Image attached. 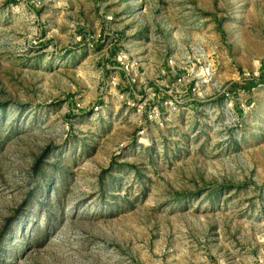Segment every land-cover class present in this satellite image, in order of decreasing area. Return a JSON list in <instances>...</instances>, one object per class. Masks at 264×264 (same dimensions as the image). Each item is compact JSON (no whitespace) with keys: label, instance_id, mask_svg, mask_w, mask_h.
Returning <instances> with one entry per match:
<instances>
[{"label":"rangeland","instance_id":"obj_1","mask_svg":"<svg viewBox=\"0 0 264 264\" xmlns=\"http://www.w3.org/2000/svg\"><path fill=\"white\" fill-rule=\"evenodd\" d=\"M263 245L264 0H0V264Z\"/></svg>","mask_w":264,"mask_h":264},{"label":"built area","instance_id":"obj_2","mask_svg":"<svg viewBox=\"0 0 264 264\" xmlns=\"http://www.w3.org/2000/svg\"><path fill=\"white\" fill-rule=\"evenodd\" d=\"M38 2H40V0H36ZM112 16H108L106 20H112ZM133 66L137 63H133ZM253 262L251 264H264V245L262 246V248L260 249V251L258 252L257 256L253 257Z\"/></svg>","mask_w":264,"mask_h":264}]
</instances>
